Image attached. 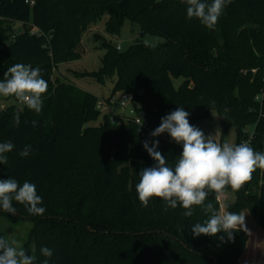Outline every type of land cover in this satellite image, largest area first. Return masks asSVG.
I'll list each match as a JSON object with an SVG mask.
<instances>
[{
    "label": "trees",
    "instance_id": "16d2710c",
    "mask_svg": "<svg viewBox=\"0 0 264 264\" xmlns=\"http://www.w3.org/2000/svg\"><path fill=\"white\" fill-rule=\"evenodd\" d=\"M105 16L111 36L129 17L166 38L158 47L138 40L123 53L105 42L102 67L92 73L102 84L116 78L104 101L109 105L116 93L128 94L142 124L134 118L115 123L97 108V96L73 83L52 81L60 63L80 57L82 35ZM15 64L39 67L48 83L39 114L17 106L15 97L0 96L15 99L0 110V142L15 146L5 153L0 179L33 183L45 208L34 216L13 201L15 215L2 211L33 221L34 264L45 259L49 264H242L249 229L235 232L232 241H221L223 233L194 237L193 225L208 218L202 206H194L191 217L179 204L173 209L158 197L145 207L136 185L140 170L155 163L145 140H159L158 151L169 166L178 161L182 145L168 133L149 136L177 107L185 108L190 124L199 129L218 111L220 144L233 128L239 145L246 127L255 126L251 147L264 152V118L255 100L264 90V0H231L212 29L189 19L181 0H0V80ZM25 146L31 149L26 157L20 155ZM258 185L259 191L250 194ZM225 191L234 194L232 203L223 208L210 192L205 205L248 212L264 234V169H256L239 190ZM42 247L53 255H41Z\"/></svg>",
    "mask_w": 264,
    "mask_h": 264
},
{
    "label": "clouds",
    "instance_id": "9594fccd",
    "mask_svg": "<svg viewBox=\"0 0 264 264\" xmlns=\"http://www.w3.org/2000/svg\"><path fill=\"white\" fill-rule=\"evenodd\" d=\"M187 5V17H195L207 28L212 29L218 23L223 10L231 0H181ZM0 80V96L15 97L29 110L39 114L43 108L42 96L48 90V83L41 76L39 67L15 64L8 68ZM189 112L183 107L161 118V123L149 133L150 137H159L168 133L173 141L182 145V153L174 167L168 165L165 156L158 151L159 140H145L144 149L155 161L151 167L142 168L136 192L141 204L148 206L153 197L162 198L171 208L179 204L186 211L184 215L191 217L194 206H202L208 218L203 223L192 227L194 237L201 235L217 236L221 241L234 240V233L248 231L245 216L233 212H219L212 203L205 205L210 192L219 195L226 187L239 190L252 177L256 169H264V152L254 150L248 142L239 145L220 144L213 136H205L204 132L190 124ZM19 124V116L15 118ZM35 121L33 125H35ZM151 145V146H150ZM11 141L0 142V164L7 163L5 153L13 150ZM31 154L30 146H25L21 156ZM13 201L25 206L30 215L40 216L45 212L43 199L37 194L36 186L25 181L20 185L13 178L0 179V208L16 214ZM210 214V215H209ZM41 255L51 257L53 252L48 247L40 249ZM35 257L26 254L18 241L0 237V264H34ZM42 264H49L45 259Z\"/></svg>",
    "mask_w": 264,
    "mask_h": 264
},
{
    "label": "rangeland",
    "instance_id": "374dc122",
    "mask_svg": "<svg viewBox=\"0 0 264 264\" xmlns=\"http://www.w3.org/2000/svg\"><path fill=\"white\" fill-rule=\"evenodd\" d=\"M107 16L103 17L98 23L92 24L89 29L82 35L80 46L77 51L81 54L78 59L60 63L54 70L52 81L54 83L65 81L75 84L80 90L89 92L104 101L111 97L113 86L116 78L107 80L104 84L97 81V78L92 74L97 72L102 67V59L106 53L104 43H111L115 47H120V53L126 52L131 46L141 40L144 44L158 47L166 41L164 35L160 33H152L143 28L140 24L133 22L129 17H126L117 34L111 36L107 33L106 21ZM17 33L20 32V27L17 28ZM35 31V30H33ZM182 83V79L175 81V86L178 87ZM128 95L124 92L116 93L109 105L102 108V114H105L106 109H110L111 113L121 111L120 117L113 114V122L118 123L119 120L133 119L136 116L132 103L127 107H123V96ZM14 98L7 101L0 100V110H7L14 104ZM105 102V101H104ZM106 103V102H105ZM99 122H92L89 126H98ZM201 129L205 136H213L216 142L220 143L223 125L222 117L218 111H213L209 119L201 121ZM253 128L247 126L246 129ZM224 143L236 145V133L232 128L226 135ZM259 191V185L250 189V194H256ZM220 203L224 208L225 203H232L235 200L233 193L224 190L219 197ZM0 208V234L2 238L9 242L15 240L24 248L26 254L34 256V245L31 241V232L34 228V223L31 220L16 218L9 215ZM225 209L222 210L224 212ZM245 216V224L249 229L250 241L247 250L245 251L242 264H264V234L259 229L253 217L248 212L243 213ZM242 214V215H243ZM261 247L260 255L257 256L258 248Z\"/></svg>",
    "mask_w": 264,
    "mask_h": 264
},
{
    "label": "built area",
    "instance_id": "2783aa9c",
    "mask_svg": "<svg viewBox=\"0 0 264 264\" xmlns=\"http://www.w3.org/2000/svg\"><path fill=\"white\" fill-rule=\"evenodd\" d=\"M35 32V31H34ZM117 50L118 51H120L121 49H120V47H117ZM257 72V70H252V73L253 74H255ZM263 82H264V71H263ZM259 104H260V106H261V112H260V119L261 118H264V114H263V112H262V110L264 109V90L262 91V93L261 94H259L257 97H256V99H255ZM132 102V98H131V96H129V95H125V96H123V104H122V106L123 107H127L128 105H129V103H131ZM15 104L17 105V106H19V107H21V106H23L24 104H22V103H20L18 100L15 102ZM97 108L99 109V110H101L102 108H106V103L104 102V101H102V100H100L99 102H98V105H97ZM135 111V110H134ZM135 122L137 123V124H142V122H141V119L136 115L135 116ZM127 120V119H126ZM254 133H255V126H253V128H250V129H245L244 130V138H243V140L241 141V143L242 142H248L249 144H250V146H251V143H252V140H253V137H254Z\"/></svg>",
    "mask_w": 264,
    "mask_h": 264
},
{
    "label": "crops",
    "instance_id": "0c3cea01",
    "mask_svg": "<svg viewBox=\"0 0 264 264\" xmlns=\"http://www.w3.org/2000/svg\"><path fill=\"white\" fill-rule=\"evenodd\" d=\"M106 114H108V115H110V117L111 118H113L112 116H113V114L115 115V116H117V117H120V115H121V111H116V113H111V111H110V109H106V112H105ZM118 123H123V121H121V120H119V122ZM248 229V228H247ZM259 249V251L261 250V247H259L258 248ZM260 252H258V254H259ZM261 254V253H260ZM262 254H264V253H262ZM264 256V255H263Z\"/></svg>",
    "mask_w": 264,
    "mask_h": 264
},
{
    "label": "water",
    "instance_id": "95a60500",
    "mask_svg": "<svg viewBox=\"0 0 264 264\" xmlns=\"http://www.w3.org/2000/svg\"><path fill=\"white\" fill-rule=\"evenodd\" d=\"M18 111H20V109H18Z\"/></svg>",
    "mask_w": 264,
    "mask_h": 264
}]
</instances>
